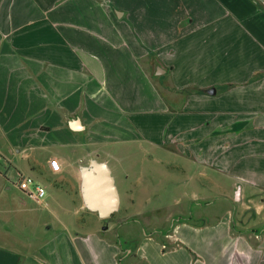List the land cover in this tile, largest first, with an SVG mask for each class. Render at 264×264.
<instances>
[{
  "label": "crops",
  "instance_id": "0c3cea01",
  "mask_svg": "<svg viewBox=\"0 0 264 264\" xmlns=\"http://www.w3.org/2000/svg\"><path fill=\"white\" fill-rule=\"evenodd\" d=\"M93 159L119 206L183 217L123 254L83 202ZM257 191L264 0H0V264H264Z\"/></svg>",
  "mask_w": 264,
  "mask_h": 264
},
{
  "label": "rangeland",
  "instance_id": "374dc122",
  "mask_svg": "<svg viewBox=\"0 0 264 264\" xmlns=\"http://www.w3.org/2000/svg\"><path fill=\"white\" fill-rule=\"evenodd\" d=\"M160 167V165H156ZM117 177V182L120 183L121 175ZM193 188H188L187 193L191 195ZM264 191H257V194H262ZM262 201L264 203V194ZM264 206V205H263ZM207 206L204 207L206 209ZM139 209L141 210L139 212ZM159 211H144L142 207H133L127 205H120L118 210L108 219H97V225L101 232L107 238H117L118 241L122 242L121 251L123 254L126 253L127 249H130L135 243L136 239L143 232H151L154 230H167L172 222V218H182V215H172L169 216L168 210L170 207H162ZM210 211L213 208L210 207ZM264 209V208H263ZM86 213L90 215L89 212H83L85 216ZM106 226V229L103 227ZM120 263V262H119Z\"/></svg>",
  "mask_w": 264,
  "mask_h": 264
},
{
  "label": "water",
  "instance_id": "95a60500",
  "mask_svg": "<svg viewBox=\"0 0 264 264\" xmlns=\"http://www.w3.org/2000/svg\"><path fill=\"white\" fill-rule=\"evenodd\" d=\"M81 191L87 209L101 219L110 218L119 207V195L107 164L93 159L81 167ZM106 229V226L103 227Z\"/></svg>",
  "mask_w": 264,
  "mask_h": 264
},
{
  "label": "built area",
  "instance_id": "2783aa9c",
  "mask_svg": "<svg viewBox=\"0 0 264 264\" xmlns=\"http://www.w3.org/2000/svg\"><path fill=\"white\" fill-rule=\"evenodd\" d=\"M49 165L52 170H58L59 164L56 159H51ZM17 186L21 191L35 199H41L46 194L45 186L31 175H21L17 179Z\"/></svg>",
  "mask_w": 264,
  "mask_h": 264
}]
</instances>
